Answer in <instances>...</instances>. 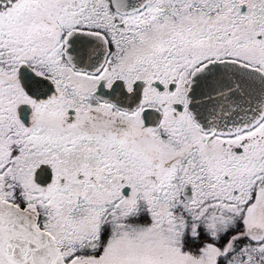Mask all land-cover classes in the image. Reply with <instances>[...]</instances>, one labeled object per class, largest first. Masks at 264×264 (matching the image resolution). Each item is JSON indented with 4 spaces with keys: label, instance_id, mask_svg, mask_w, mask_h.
<instances>
[{
    "label": "snow or ice",
    "instance_id": "snow-or-ice-1",
    "mask_svg": "<svg viewBox=\"0 0 264 264\" xmlns=\"http://www.w3.org/2000/svg\"><path fill=\"white\" fill-rule=\"evenodd\" d=\"M0 264H264V0H0Z\"/></svg>",
    "mask_w": 264,
    "mask_h": 264
}]
</instances>
